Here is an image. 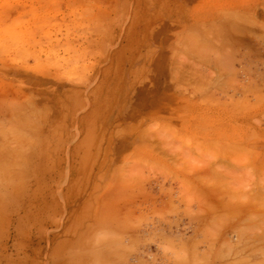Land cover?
I'll return each mask as SVG.
<instances>
[{"label":"rangeland","instance_id":"rangeland-1","mask_svg":"<svg viewBox=\"0 0 264 264\" xmlns=\"http://www.w3.org/2000/svg\"><path fill=\"white\" fill-rule=\"evenodd\" d=\"M263 214L264 0H0L11 264H264Z\"/></svg>","mask_w":264,"mask_h":264},{"label":"crops","instance_id":"crops-1","mask_svg":"<svg viewBox=\"0 0 264 264\" xmlns=\"http://www.w3.org/2000/svg\"><path fill=\"white\" fill-rule=\"evenodd\" d=\"M125 37H126V40H130L129 39V36H128V34L125 32ZM130 42V41H129ZM121 66H123V65H121ZM123 69H124V71H129L130 73H131V71L133 70V72H132V75L133 76H135V73L138 71V70H135L134 68H132L130 65H129V67H128V65L127 64H125L124 66H123ZM129 72H128V74H129ZM139 74V73H138ZM136 77V76H135ZM4 238H5V235H3V237H2V239H1V241H3L4 240ZM1 246V245H0ZM2 247V246H1ZM0 254H1V256H0V263H2V264H11V262H13L12 260H14L15 258H18V257H16V256H11V254H10V251L9 252H4L3 251V248L2 249H0ZM14 258V259H13ZM54 262L56 261V260H53ZM44 264V263H43Z\"/></svg>","mask_w":264,"mask_h":264},{"label":"bare ground","instance_id":"bare-ground-1","mask_svg":"<svg viewBox=\"0 0 264 264\" xmlns=\"http://www.w3.org/2000/svg\"><path fill=\"white\" fill-rule=\"evenodd\" d=\"M255 165H256V164H255ZM210 187H211V186H210ZM204 189H205V188H204ZM211 190H212V189H211ZM216 192H217V191H216ZM209 193H210V192H209ZM218 193H219V192H218ZM253 193H254V192H253ZM256 193H257V192H256ZM205 194H208V193H205ZM205 194H204V195H205ZM220 194H221V193H220ZM222 196H223V195H222ZM255 196H256V194H255ZM258 196H259V195H258V193H257V198H258ZM213 197H215V196H213ZM209 198H210V197H209ZM216 198H217V197H216ZM218 198H219V197H218ZM247 198H248V197H247ZM261 198H262V197H261ZM261 198H260V199H261ZM223 199H224V198H223ZM225 199H226V198H225ZM252 199H253V198H252ZM254 199H255V197H254ZM206 200H207V199H206ZM213 200H214V199H213ZM219 200H220V199H219ZM215 201H216V200H215ZM217 201H218V200H217ZM223 201H224V200H223ZM206 202H207V201H206ZM210 202H211V201H210ZM213 202H214V201H213ZM231 203H232V202H231ZM206 204H207V203H206ZM208 204H209V202H208ZM228 204H229V203H228ZM232 204L236 206L237 203H236V204L232 203ZM237 205H238V204H237ZM246 205L248 206L247 203H246ZM216 206H217V205H216ZM247 206H246V207H247ZM249 206H250V205H249ZM226 207H227V206H226ZM231 207H232V208H237V206H236V207L231 206ZM241 207H242V206H241ZM252 207H254V206H252ZM214 208H215V207H214ZM220 208H221V207H220ZM215 209H216V208H215ZM223 209H224V208H223ZM251 209H252V208H251ZM216 210H217V209H216ZM248 210H249V209H248ZM240 211H241V209H240ZM243 211H244V210H243ZM243 211H242V212H243ZM249 211H250V210H249ZM252 211H253V210H252ZM230 212H232V211H230ZM234 212H235V211H234ZM237 212H239V210H237ZM247 212H248V211H247ZM232 213H233V212H232ZM248 213H249V212H248ZM235 214H236V212H235ZM244 214H245V213H244ZM246 214H247V213H246ZM263 215H264V214H263ZM232 216H233V215H232ZM236 216H237V215H236ZM223 217H224V216H223ZM220 218H221V217H220ZM242 218H243V217H242ZM228 219H229V218H228ZM236 220H237V219H236ZM220 221H222V223H223V220H222V219H221ZM224 221H225V220H224ZM211 231H212V230H211ZM250 232H251V231H250ZM250 232H247V233H246V231H244L243 238H244V236H245L246 234H248V233H250ZM208 233H209V232H208ZM251 233H252L253 235L256 234V232H255V233H254V232H251ZM251 233H250V234H251ZM212 234H213V233H212ZM252 234H251V235H252ZM253 235H252V236H253ZM259 235H260V234H259ZM257 236H258V235H257ZM261 236H262V235H261ZM248 238H249V237H248ZM250 238H251V237H250ZM250 238H249V239H250ZM253 238H254V237H253ZM263 239H264V237H262V240H263ZM223 245H224V244H223ZM229 245H230V244H229Z\"/></svg>","mask_w":264,"mask_h":264}]
</instances>
